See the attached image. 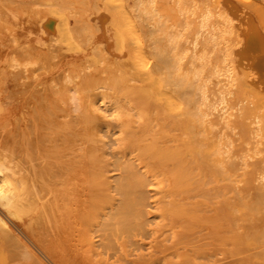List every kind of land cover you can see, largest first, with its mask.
<instances>
[{
  "label": "bare ground",
  "instance_id": "6f19581e",
  "mask_svg": "<svg viewBox=\"0 0 264 264\" xmlns=\"http://www.w3.org/2000/svg\"><path fill=\"white\" fill-rule=\"evenodd\" d=\"M28 1L0 2L19 261L264 264V0Z\"/></svg>",
  "mask_w": 264,
  "mask_h": 264
},
{
  "label": "rangeland",
  "instance_id": "374dc122",
  "mask_svg": "<svg viewBox=\"0 0 264 264\" xmlns=\"http://www.w3.org/2000/svg\"><path fill=\"white\" fill-rule=\"evenodd\" d=\"M8 1H9L8 3H9L11 6H14L17 2L19 3L20 0H19V1L8 0ZM13 1H15V4L13 3L14 5H12V2H13ZM26 1H27V2H26ZM31 1H32V0H31ZM62 1L64 2V0H59L58 2L61 3ZM71 1H72V0H71ZM73 1H75V0H73ZM76 1H77V2H75V6H77V7L75 8V6H73V5H74V4H73L74 2H71V3H72V6H70L71 3H68V6H70V7L67 6L69 9L66 8V9H67L66 11H70V10L73 11V7L75 8V10H76V9H77V10L79 9V10L81 11V10H82V9H81V8H82L81 5H84V2L82 3L83 0H81V5H80L81 8H80V7H78V5H77V4L79 3L80 0H76ZM93 1H94V0H88L87 4L89 3L90 7H93V6H91V5L93 4ZM134 1H135V0H134ZM137 1H138L139 3H141V7H140L139 5H138V6L140 7V10H141V11L143 10L142 13L145 14L146 11H144V10H145V9H148V8H144V9H142V7H146V6H144V4L146 3L147 0H146V1H143V0H142V1H141V0H137ZM0 2H3V3H6V4H7V0H3V1L0 0ZM23 2H24V3H23ZM63 2H62L63 5H59V3H58L57 6H55V7H58V8H59V6H60V7H61V6L63 7V6L65 5V3L69 2V1H68V0H67V1L65 0V3H63ZM117 2H119V1H117ZM128 2L131 3V4H135V2H133L132 0H129ZM132 2H133V3H132ZM138 2H137V3H138ZM142 2H143L144 4H143ZM151 2H152V0H151ZM151 2H150V4H151ZM20 3H21V7L23 6L24 8L27 7V6H24V5H26V3H28V6L31 7V9H34L36 6H37L36 8H38V5L33 6L34 1L31 2V3H32L31 5L29 4L30 2H29L28 0H25V1H24V0H21ZM35 3L38 4V3H41V2H39V0H37V1L35 0ZM53 3H54V1H53ZM56 3H57V2H56ZM56 3H55V4H56ZM76 3H77V4H76ZM91 3H92V4H91ZM139 3H138V4H139ZM148 3H149V1H147V4H148ZM23 4H24V5H23ZM142 4H143V6H142ZM147 4H145V5H147ZM18 5H20V4H18ZM18 5H16V6H18ZM39 5H41V4H39ZM66 5H67V4H66ZM66 5H65L64 7H66ZM85 5H86V4H85ZM89 5L87 6V8H90ZM135 5H136V6H135ZM135 5H134V6H135L134 8H136V9L134 10V8H132V9L135 11V12L132 11L133 13H136L137 10L139 9V8L137 9V7H138L137 4H135ZM148 5H149V4H148ZM148 5H147V6H148ZM151 5H152V4H151ZM19 7H20V6H19ZM39 7H41V6H39ZM64 7H63V8H64ZM70 8H71V9H70ZM85 8H86V6H85ZM85 8L82 10V12H84ZM31 9H29V8L27 7V10H31ZM79 10H78V11H79ZM86 11H87V12L89 11L88 13L92 12V10H87V9H86ZM87 12H85V13H87ZM144 12H145V13H144ZM88 13H87V14H88ZM138 13H140L139 15H140L141 17H144V15H143L140 11H138ZM138 13L135 14L134 16H137V17L140 19L141 17L138 16ZM141 14H142L143 16H142ZM146 14H151V13H148V12H147ZM146 14H145L146 18L144 17V18H142V19H145V20L148 19L147 21L150 22V20H151L152 18L150 19V18L148 17V15H146ZM149 16H150V15H149ZM137 17H136V18H137ZM136 18H135V22L139 21V19L137 20ZM140 20H141V19H140ZM145 20H143V21L141 20V22H142L143 24H145V25H146V24L148 25L149 22L147 23V21H145ZM144 21H145L146 23H145ZM151 21H152V20H151ZM139 22H140V21H139ZM141 22H140V24H141ZM152 22H153V21H152ZM152 22H150V23H152ZM150 23H149V24H150ZM136 24H139V23L137 22ZM147 25H146L144 28H147V29H149V30L152 32V29H151V28L153 27V24H151V25H152L151 28H150L149 26H147ZM151 25H150V26H151ZM139 26H142V24H141V25H136V30H137V28H141V27H139ZM143 26H144V25H143ZM143 26H142V27H143ZM148 27H149V28H148ZM144 28H143V29H144ZM143 29H142L141 32H142V33H145V34H148V36H149V34H150L151 32L149 31V32H150V33H149L147 29H145V31L147 30L148 33H147V32H144ZM140 30H141V29H140ZM140 30H139V31H140ZM153 30H154V28H153ZM88 31H89V30H88ZM137 31H138V30H137ZM137 31H136V32H137ZM86 33H87V32H86ZM142 33H141V34L139 33V35H135V36H138V38L140 37V38H139V39H140L139 41H141V39H142L141 37H143V39H142V42H143V43L140 42L139 44H141V43L144 44L145 41H147V39H145L146 36H144L145 34L143 35ZM135 34H136V33H135ZM141 35H142V36H141ZM150 35H151V34H150ZM148 36H147V37H148ZM143 40H145V41H143ZM54 42H56V45H57V41L54 40ZM82 43H83V44L87 43V40H85V41L82 42ZM147 43H149V41L146 42L145 44H147ZM58 45H59V46H62V45H60L59 43H58ZM85 45H86V44H85ZM85 47H86V46H85ZM61 49H62V48H61ZM61 49H60L59 51H62V50H63L62 52H65V53H66L65 49H62V50H61ZM150 49H151V48H150ZM62 54H64V53H62ZM65 55H66V54H65ZM8 67H10V68H8ZM8 67L6 68V71H7V72L11 71V69L14 68V66H8ZM31 67H32V68H35L36 66L31 65ZM16 68H17V70H16L17 73H16V74H21V73L23 74V71H22L23 69H22L21 67H15L13 70H15ZM20 68H21V70H20ZM20 71H21V73H20ZM13 72H14V71H13ZM13 72H11V73H13ZM13 74H14V73H13ZM59 238H60V235H59ZM58 247H59V245H58ZM21 252H22V250H21V248H19L18 245L16 244V240L12 239L11 237H7V238L4 237V236L2 235V233H1V231H0V264H29V263H25V262L19 261V258H20V256H21ZM57 254H58L59 259H60V258H63V255H64V254L66 255V253H64L60 248L57 249ZM66 256H67V255H66ZM66 258H67V259H66ZM66 258H65V262H66V264H76V263L72 262V260L69 259L68 257H66ZM43 260H44V259H43ZM44 263H45V262H44ZM33 264H34V263H33ZM36 264H39V263H36ZM45 264H47V263H45ZM49 264H54V263H53V262H49Z\"/></svg>",
  "mask_w": 264,
  "mask_h": 264
}]
</instances>
